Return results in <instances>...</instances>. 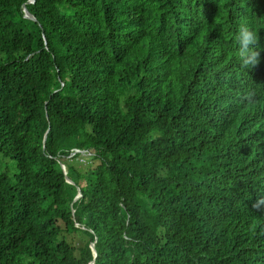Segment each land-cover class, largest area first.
<instances>
[{
    "label": "trees",
    "instance_id": "1",
    "mask_svg": "<svg viewBox=\"0 0 264 264\" xmlns=\"http://www.w3.org/2000/svg\"><path fill=\"white\" fill-rule=\"evenodd\" d=\"M27 1L0 0V264H264V0Z\"/></svg>",
    "mask_w": 264,
    "mask_h": 264
},
{
    "label": "water",
    "instance_id": "2",
    "mask_svg": "<svg viewBox=\"0 0 264 264\" xmlns=\"http://www.w3.org/2000/svg\"><path fill=\"white\" fill-rule=\"evenodd\" d=\"M35 1H36V0H28V1L26 2V4H24V6H23L24 17H25L26 19H29V20L34 21V22H36L37 19H36V17H35L34 15H32V14L29 12V10L27 9L26 5H27V4H33V3H35ZM47 133H48V131L46 132V134H45V136H44V143L46 142V139H47ZM76 152H77V153H80L81 151H76ZM61 168H62V170H63V173H64L65 177H66V181H67L68 183L74 184V182H73V181L67 176V174H68V169H67V167H66L63 163H61ZM81 196H82L81 190H80V188H78V193H77V195H76V197H75V199H74V202L77 201V200H79V199L81 198ZM74 212H75V211L73 210V213H74ZM90 247H91V249H92V252H93L94 258H96V257H97V252H96V249H95V243H91ZM94 262H95V261L93 260V261L90 262V264H94Z\"/></svg>",
    "mask_w": 264,
    "mask_h": 264
},
{
    "label": "clouds",
    "instance_id": "3",
    "mask_svg": "<svg viewBox=\"0 0 264 264\" xmlns=\"http://www.w3.org/2000/svg\"><path fill=\"white\" fill-rule=\"evenodd\" d=\"M238 40H239L241 47L246 48L250 43L253 42L254 37L252 36V34L250 32L247 31L246 28L241 26V28L238 32ZM245 63H247V61H245ZM76 151H80V150H75V152ZM81 153H82V155H88V153L86 151H81Z\"/></svg>",
    "mask_w": 264,
    "mask_h": 264
}]
</instances>
